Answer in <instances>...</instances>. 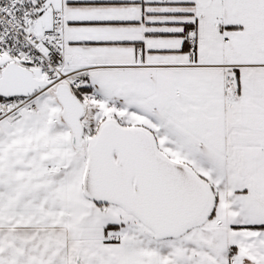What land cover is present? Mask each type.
<instances>
[{
  "label": "snow or ice",
  "instance_id": "snow-or-ice-1",
  "mask_svg": "<svg viewBox=\"0 0 264 264\" xmlns=\"http://www.w3.org/2000/svg\"><path fill=\"white\" fill-rule=\"evenodd\" d=\"M0 264H264V0H0Z\"/></svg>",
  "mask_w": 264,
  "mask_h": 264
}]
</instances>
